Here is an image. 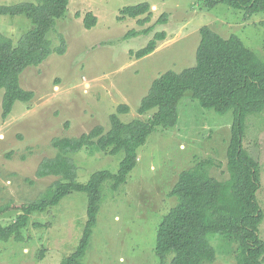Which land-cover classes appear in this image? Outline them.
<instances>
[{
    "label": "rangeland",
    "instance_id": "374dc122",
    "mask_svg": "<svg viewBox=\"0 0 264 264\" xmlns=\"http://www.w3.org/2000/svg\"><path fill=\"white\" fill-rule=\"evenodd\" d=\"M22 2L36 0H0V5ZM142 3L152 5L148 23L119 20L122 9ZM89 12L97 16L98 24L87 30L84 19ZM163 14L166 23L159 24ZM151 26L150 34L127 39L132 30ZM204 26L226 38L239 37L259 55L264 51V13L246 18L244 10L225 4L211 8L204 0H70L65 17L50 34L54 46L61 45L59 35L65 37L66 52L53 54L21 76L22 87L35 93L31 103L17 102L4 119V90H0V223L15 220L21 205L37 200L58 179L37 176L41 162L57 154L54 139L78 137L98 125L108 130L110 116L121 105L129 108L119 115L123 122L146 119L138 112L143 98L166 72L195 66ZM31 29L33 24L25 16L0 17V30L15 44ZM149 45L155 50L138 58ZM190 98L188 94L180 102L175 127H158L138 148L137 164L127 182L116 192L110 183L104 187L84 264H157V230L177 203L170 192L181 172L197 160L212 159L211 175L228 178L226 151L233 113L218 114ZM246 126L243 145L261 166L257 198L264 212V114L248 116ZM123 156L76 154L78 180L88 182L100 170L118 172ZM87 208L88 195L72 192L47 213L34 214L25 241L0 242V264L61 263L79 245ZM260 229L264 240V220ZM210 240L217 249L212 264H237V245L214 235Z\"/></svg>",
    "mask_w": 264,
    "mask_h": 264
},
{
    "label": "trees",
    "instance_id": "16d2710c",
    "mask_svg": "<svg viewBox=\"0 0 264 264\" xmlns=\"http://www.w3.org/2000/svg\"><path fill=\"white\" fill-rule=\"evenodd\" d=\"M209 7L225 4L244 10L245 17L264 13V0H204ZM70 0H36L15 5H0V17L25 16L33 24L15 44L0 30V90H4L2 117L8 118L17 102L29 104L33 91L21 85V76L31 67L42 65L53 54L66 52L65 37L59 35L60 46H54L50 34L56 31L59 20L68 11ZM153 16L152 5L142 3L121 10L119 20L148 23ZM163 14L158 23H166ZM98 24L92 12L86 14L87 30ZM154 26L142 31L132 30L127 39L148 35ZM201 40L196 52L195 66L177 73L168 71L156 79L139 107V115L123 122L119 115L127 113V105L118 107L110 116V128L96 126L78 137L57 138L52 142L57 154L44 159L37 171L38 178L54 176L58 179L37 200L19 207L20 214L7 225L0 223V242L26 240L25 231L34 214L47 213L72 192L88 195L87 222L77 249L59 264H84L90 247L104 187L116 192L134 170L137 150L144 145L158 127L169 129L179 121V104L189 94L190 99L218 114L233 113L230 141L226 151L228 178L219 180L210 173L214 161L197 160L182 171L171 189L176 198L159 224L155 255L157 264H212L217 249L210 235L237 245V264H264V240L261 225L264 212L257 198L261 188V166L244 147L246 119L264 114V51L261 55L247 47L237 36L223 37L209 26L200 30ZM155 50L154 45L142 49L136 56L144 57ZM264 50V48H263ZM82 151L108 156L123 153L120 169L113 173L100 170L88 182L78 180V166L74 156ZM39 228L45 225L34 224ZM44 252L42 251L41 254Z\"/></svg>",
    "mask_w": 264,
    "mask_h": 264
}]
</instances>
